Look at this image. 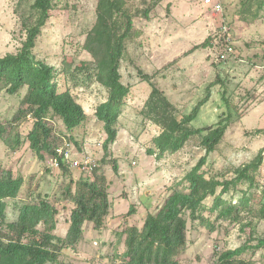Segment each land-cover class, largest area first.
Returning a JSON list of instances; mask_svg holds the SVG:
<instances>
[{"label": "rangeland", "instance_id": "374dc122", "mask_svg": "<svg viewBox=\"0 0 264 264\" xmlns=\"http://www.w3.org/2000/svg\"><path fill=\"white\" fill-rule=\"evenodd\" d=\"M34 1L0 0V57L16 53L22 46L26 37L23 20L31 14ZM129 1L141 37L127 43L128 55L121 63L122 82L131 92L117 124V139L109 147L106 161L101 160L106 152L103 144L107 135L95 110L107 100L108 91L97 82H86L85 74L79 73L75 80L70 74H60V89H69L88 115V121L73 132L79 142L78 146L73 142L74 153L78 159L94 157L99 173L109 185L111 203L106 227L96 230L93 224H86L84 241L61 255L64 264H124L126 236L120 242L119 234L126 227L141 229L147 214L160 207L173 189L187 185L186 174L206 154L200 145V136L192 137L177 153L161 157L149 154L154 148V138L161 133L146 116L152 90L150 83L174 104L178 118L189 115L209 95L208 102L191 124L196 129L216 126L225 121L231 111L232 121L224 139L208 156L205 168L209 172L233 177L236 168L264 151V6L258 11L257 5H253L248 11L244 8L246 0H215L221 2L223 8L218 13L205 7L202 0ZM97 2L55 0L50 18L37 40L35 57L58 72L62 71L65 61L74 66L83 62L94 64L83 45L96 22ZM148 8L149 18L138 14ZM224 26L235 54L219 62L221 49L201 45L209 37H223ZM144 75L151 79L145 80ZM25 93L26 88L10 95L0 84V122L6 129L0 138V173L12 172L15 178L21 176L25 182L18 199L6 200L7 222L17 219L20 206L27 200L48 197L60 209L56 233L64 237L68 228L66 219L74 208L66 198V188L71 186L74 193L76 182L87 173L79 169H69L66 175L58 169L47 171V167L52 169L50 158L47 155L39 158L27 139L32 122L29 119L17 121ZM224 97L229 99L230 108ZM51 124L58 135L66 133L61 121ZM17 138L20 143L15 147ZM114 163L119 166L118 173L114 171ZM255 176L257 185L264 187V165ZM248 187V183L240 184L226 198L236 202L242 196L241 191ZM257 189L252 191L259 194L252 201L254 213L246 221H253L256 238H264V219L260 214L263 190ZM212 203L210 198L206 206L210 208ZM132 207L136 212L130 215ZM186 217L189 219L188 214ZM203 217L215 220V215L211 216L209 211L204 212ZM217 227L216 232L210 233L199 221L193 224L189 220V248L182 264H215L223 252L234 250L249 239V228L242 232L240 225L230 222L218 223ZM240 259L248 264H264V249L245 253Z\"/></svg>", "mask_w": 264, "mask_h": 264}, {"label": "trees", "instance_id": "16d2710c", "mask_svg": "<svg viewBox=\"0 0 264 264\" xmlns=\"http://www.w3.org/2000/svg\"><path fill=\"white\" fill-rule=\"evenodd\" d=\"M54 4L55 0L34 1L31 14L23 20L26 37L22 46L16 53L0 57V84L4 85L10 95H16L26 88L17 121L29 119L32 122L27 139L31 149L41 159H44V155L50 159L55 157L56 149L64 144L65 139L78 146L79 142L73 132L88 121L87 113L71 91L60 89V74H70L74 80L79 73L85 74L86 82L94 81L102 85L108 91V97L97 106L95 116L103 123L107 135L103 144L106 152L101 160L106 161L109 147L117 139V124L131 92L130 87L122 82L121 63L128 55L127 43L140 38L141 31L135 26V15L129 0H98L96 22L87 33L83 45L94 64L83 62L74 66L65 61L62 71L58 72L34 55L37 40L50 18ZM253 5H257L260 11L264 0H246L244 8L249 11ZM138 14L149 18L150 10L148 8ZM224 38L209 37L201 47L221 49L218 58L222 62ZM144 77L145 80L151 79L146 75ZM150 85L152 90L146 116L161 129V133L154 138V148L149 150V154L161 157L166 153H177L195 136H200V145L206 154L186 174L184 182L187 185L183 189H173L160 207L147 214L141 229L126 227L119 234L120 242L126 236L122 254L124 264H182L181 260L189 248V220L193 224L199 221L210 233L216 232L217 224L222 222L240 225L242 232L249 228V239L240 247L223 252L215 263L248 264L240 257L264 249V238H256L253 221H246L255 210L252 201L259 196L252 191L255 188L262 189L264 198V187L257 185L255 176L264 165V151H260L252 161L236 168L233 177L209 172L205 168L208 156L217 150L224 139L232 121L231 111L226 120L216 126L196 129L191 124L197 119L201 107L208 102L209 95L189 115L178 118L174 104L165 93L154 83ZM225 98L230 108L229 99ZM55 120L62 122L66 133L58 135L57 129L51 124ZM4 132L6 129L0 122V138ZM204 132L207 134L203 135ZM19 143L20 138H17L14 141L15 147ZM113 168L116 173L119 172L117 163H114ZM53 170L47 167V171ZM59 170L65 175L69 172L64 164ZM245 183L249 187L241 191L242 196L238 201L226 198L238 185ZM24 184L21 176L15 178L12 172L0 173V264H64L61 255L84 241L86 224H93L96 230L106 227V219L111 212L109 185L99 173L98 165L85 178L76 182L74 193L71 186L66 188V198L70 199L74 208L66 219L68 228L64 237L56 233L60 209L48 197L27 200L20 206L17 219L7 222L6 200L18 199ZM210 198L213 203L208 208L206 202ZM206 211L211 216L215 215V222L211 217H203ZM135 212L132 207L129 214ZM260 214L264 219V204Z\"/></svg>", "mask_w": 264, "mask_h": 264}, {"label": "built area", "instance_id": "2783aa9c", "mask_svg": "<svg viewBox=\"0 0 264 264\" xmlns=\"http://www.w3.org/2000/svg\"><path fill=\"white\" fill-rule=\"evenodd\" d=\"M205 7L211 8L213 11L220 13L222 11V4L215 0H202ZM221 35L225 37L223 52L221 55V61H224L227 57L235 54V49L231 41L228 29L226 26L222 28ZM50 166L53 169H60L61 165H66L69 169H79L82 173L91 172L96 166V160L94 157L85 156L83 159L76 158V153H74V144L68 140H64V144L56 149L55 157L50 160ZM1 229V226H0Z\"/></svg>", "mask_w": 264, "mask_h": 264}]
</instances>
